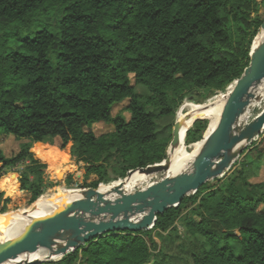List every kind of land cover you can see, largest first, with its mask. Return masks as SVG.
Here are the masks:
<instances>
[{"label": "trees", "instance_id": "obj_1", "mask_svg": "<svg viewBox=\"0 0 264 264\" xmlns=\"http://www.w3.org/2000/svg\"><path fill=\"white\" fill-rule=\"evenodd\" d=\"M259 9V0H0V135L26 141L11 156L0 149V178L18 176L4 186L14 181L36 201L46 164L31 149L54 139L74 142L86 175L99 176L92 188L163 162L171 142L159 137L158 118L197 91L226 93L243 75L264 22ZM126 100L129 121L113 115ZM102 122L113 129L96 135ZM209 123L196 120L186 142L203 139ZM253 151L216 190L202 195L204 184L152 229L104 234L53 263L173 264L154 254L152 233L179 231L181 220L180 246L194 264H264V151ZM8 202L0 192V213Z\"/></svg>", "mask_w": 264, "mask_h": 264}, {"label": "water", "instance_id": "obj_2", "mask_svg": "<svg viewBox=\"0 0 264 264\" xmlns=\"http://www.w3.org/2000/svg\"><path fill=\"white\" fill-rule=\"evenodd\" d=\"M261 29L264 30V22ZM254 43L250 65L223 95L226 101L220 120L205 137L204 146L190 170L171 178L164 177L142 189L125 190L124 182L137 171L146 176L165 173L169 168L168 155L161 163L130 171L125 179L109 185L106 191L91 187L82 189L79 197L49 214L33 218L21 234L0 242V264L40 248L46 249L49 253L47 260H52L53 256L68 254L107 233L152 229L158 215L177 207L210 179L224 176L244 154L243 150L264 132V109L251 122H247V115L241 121V117L248 114L251 101L262 98L256 94L255 88L264 80V34L257 47ZM192 117L187 114L176 121L171 149L179 147L182 129ZM244 141L243 146L236 148ZM42 261H20L16 264H41Z\"/></svg>", "mask_w": 264, "mask_h": 264}, {"label": "rangeland", "instance_id": "obj_3", "mask_svg": "<svg viewBox=\"0 0 264 264\" xmlns=\"http://www.w3.org/2000/svg\"><path fill=\"white\" fill-rule=\"evenodd\" d=\"M260 4V9L257 15L264 20V0H259ZM262 29H259V32L257 36L254 39L255 40L259 37L258 35L261 34ZM253 42V43H254ZM231 88V86L228 88V90ZM135 91L139 94L142 95H147L149 94L148 89L143 86V85H135ZM255 92L257 95L262 96L260 97L261 101L259 104H256L254 106L250 107V110L247 114V122H251L263 109H264V80L259 84L258 87L255 88ZM227 93V92H226ZM226 93H218L216 94L214 91L210 90H201L197 91L195 94L188 95V97L179 104L176 114L164 117V118H158V135L159 137H167L170 139V142L173 139V129L175 126V123L178 119V114L181 109V107L186 103V102H192V103H197V104H208L210 102H214L218 99H224V94ZM223 97V98H222ZM257 100V99H256ZM226 101V100H225ZM258 101V100H257ZM128 105V101H124L118 105H116L113 108V115H117L118 113H121L124 115L125 119L127 121L130 120L131 118V112L126 110V107ZM149 111L154 112L156 115H158L159 110L158 109H153L149 108ZM210 122V120H209ZM210 124V123H209ZM194 125V124H193ZM193 125L190 127L192 128ZM113 129V126L111 124H106L104 122L102 123H97L93 126V131L96 133V135H100L105 132H109L110 130ZM209 129V128H208ZM207 131L204 133V137H206ZM205 139V138H203ZM201 139V140H203ZM199 140V141H201ZM197 141V142H199ZM22 142H26L25 140H18L14 137L11 136H5V135H0V149L3 150L6 156H11L15 153H17L20 149V145ZM187 143L185 142V148L186 150L190 153L192 151V147L195 143ZM46 143L47 145L53 146L55 148H58L62 151H65L68 153L69 160L65 163H63V170L59 174H55L50 166L46 163V160L41 159L40 156L36 155L32 149L35 147V144H33V147L31 149V152L33 153L34 157L38 159L41 163L46 164V168L44 169V185H45V190L44 193L36 200L33 201V194L30 191L27 190H20V189H14V181H12V187L11 186H4L3 180L6 178H11L12 180H17L18 176L13 177L12 172L7 173L4 177L0 178V192L5 193V197L9 199L8 205L5 209V212L0 213H9V212H17L21 211L24 209H31L34 204L43 196L45 195H51L53 193H59L61 191H67L71 189H85V188H90L92 184L96 183L99 181V176L96 174H91V175H86L87 173V167L86 164L83 162H78L76 161L73 151L75 150L76 145L74 142H69L64 148L60 147L61 141L59 139H54L50 142H42ZM258 147L259 149L264 151V132L258 136L256 139H254L244 150V154L240 156L235 163V165L228 171L225 172L224 176L216 177L213 179H210L207 181V183L201 188L202 195H206L210 192H213L218 188L220 183L222 182L224 177H227L230 175L234 169L239 166L241 160L244 158H251L252 155L254 154L255 151H253L254 147ZM170 146L168 149V155L170 151ZM253 151V152H252ZM242 152V153H243ZM252 152V153H250ZM250 154V155H249ZM25 169V164H20L16 166V168L12 169L11 171H14L16 174H19L23 172ZM263 174H264V169H263ZM165 177V173H158L155 175L149 176L145 181L139 182L136 186H134L133 191L145 188L149 186L152 183L159 182ZM120 181V180H119ZM119 181H114L110 184H105L101 183L98 185V188H101L103 186H109L113 183H117ZM92 188V187H91ZM176 229L179 231L175 230L173 232H162L161 234H158L156 230L153 231L152 233V238L154 241L157 242L158 247L157 250H154V254H157L160 250H163L165 255H162L160 257H166L167 261L173 263V264H194L191 256L188 254L187 249H186V244H184V247H181L180 244L183 240L184 237V228L182 227V222L181 220L177 221L176 224ZM169 233V234H168ZM205 246L208 248V244H205ZM173 256V257H171ZM56 257L52 260H43L41 264H54L53 261L57 260ZM159 258L154 257L152 264H157V260Z\"/></svg>", "mask_w": 264, "mask_h": 264}, {"label": "bare ground", "instance_id": "obj_4", "mask_svg": "<svg viewBox=\"0 0 264 264\" xmlns=\"http://www.w3.org/2000/svg\"><path fill=\"white\" fill-rule=\"evenodd\" d=\"M264 30L259 37L255 40L254 47H257L263 40ZM223 98V97H222ZM208 104H197L192 102H186L180 109L178 119L182 120L187 114L193 115L192 119L186 123L181 132V141L177 149H170L169 151V168L165 172V177H174L182 172L188 171L192 168V163L203 148L205 139L195 143L192 147V151L189 153L185 148L186 133L190 127L194 124L198 118H209L210 124L207 130L206 136H208L217 126L222 110L225 104V100L218 99ZM258 100V101H257ZM254 99L251 101L249 107L259 104L261 99ZM244 114L241 117V121L246 118ZM178 120V121H179ZM205 138V137H204ZM246 141L241 142L236 148L243 146ZM236 150V149H235ZM35 154L40 156L41 159L46 160V163L50 166L51 170L55 174H59L63 170V163L69 160L67 152L62 151L53 146H38L34 148ZM149 176L141 175L138 171L133 173L131 177L125 181V190L131 192L139 182L145 181ZM118 184V183H117ZM108 186L101 187V191H106ZM82 190L71 189L67 191H61L58 194L53 193L51 195H45L41 197L31 209H24L17 212H9L0 214V242L10 240L21 234L25 226L31 222L33 218L44 216L53 212L56 208L64 206L69 201L80 196ZM49 253L46 249L40 248L33 253H24L17 259L9 260L4 264H16L20 261H42L47 260ZM52 258H56L53 256Z\"/></svg>", "mask_w": 264, "mask_h": 264}]
</instances>
